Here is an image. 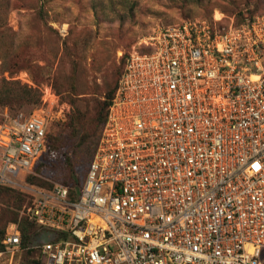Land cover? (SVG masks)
I'll list each match as a JSON object with an SVG mask.
<instances>
[{
	"label": "built area",
	"instance_id": "2783aa9c",
	"mask_svg": "<svg viewBox=\"0 0 264 264\" xmlns=\"http://www.w3.org/2000/svg\"><path fill=\"white\" fill-rule=\"evenodd\" d=\"M48 131L38 112L0 122V188L36 169ZM19 214L53 234L39 264H264V12L155 29L129 54L79 192L56 183Z\"/></svg>",
	"mask_w": 264,
	"mask_h": 264
},
{
	"label": "rangeland",
	"instance_id": "374dc122",
	"mask_svg": "<svg viewBox=\"0 0 264 264\" xmlns=\"http://www.w3.org/2000/svg\"><path fill=\"white\" fill-rule=\"evenodd\" d=\"M263 12L264 0H0V25L6 30L0 34V83L6 79L41 92L38 106L24 97L22 107H1L0 122L38 112L48 119L51 132L80 111L90 129L108 76L121 71L122 56L139 48L155 29L188 19L230 22ZM14 63L18 66L8 69ZM66 165L62 160L47 169L37 167L15 187H2L14 193L0 192L1 223L20 213L37 190L71 181ZM74 165L73 175L81 181L88 161ZM52 237L44 230L30 249L0 252V264H39L37 247Z\"/></svg>",
	"mask_w": 264,
	"mask_h": 264
},
{
	"label": "trees",
	"instance_id": "16d2710c",
	"mask_svg": "<svg viewBox=\"0 0 264 264\" xmlns=\"http://www.w3.org/2000/svg\"><path fill=\"white\" fill-rule=\"evenodd\" d=\"M253 16H245L240 20H236L237 23H243L248 20H251ZM227 22V21H226ZM6 31L3 29V25H0V34L1 32ZM129 55L122 56V70L116 72V74H110L105 82L104 87L101 90V95H104L103 101H97V105L94 108V113L91 115L92 127L90 129H85L86 115L80 111H75L71 113L67 121L59 122L55 127L48 131V149L44 157L38 163L37 167L45 168L55 166L56 162L64 161L67 166V173L69 177L72 178V182H66L65 185L72 188L73 193H78L80 187L82 186L84 179L87 175L90 164L94 159L96 149L98 147L102 129L104 124L107 121L109 115V109L112 103L113 98L119 87V83L125 66L127 63ZM18 64H9L8 69L17 67ZM58 91V90H57ZM59 95L62 93L61 90L58 91ZM24 97H29L32 99L34 106H38L41 103V92L27 86H21L19 82L8 81L2 79L0 83V108L1 107H12L18 108L22 107L21 99ZM88 161V169L84 178L79 181L75 178L74 168L75 161ZM76 159V160H75ZM36 167V168H37ZM71 167V169L69 168ZM69 169V170H68ZM5 191L8 194H13L14 192L8 188H2L0 190ZM19 197H15L18 199ZM16 201V200H15ZM19 202H22V199H18ZM22 206L19 205V207ZM20 220L21 225V235H22V247L26 249L35 236L39 235L44 231V228L38 227L35 223L31 222L28 217L23 216L20 218L19 213H14L13 216L9 219L8 223L2 224L0 220V252L6 250L5 245L3 244L7 224L12 222H17ZM38 231V232H37Z\"/></svg>",
	"mask_w": 264,
	"mask_h": 264
}]
</instances>
